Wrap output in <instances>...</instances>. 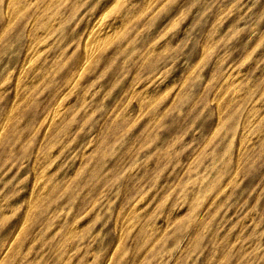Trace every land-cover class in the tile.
<instances>
[{
	"label": "rangeland",
	"instance_id": "374dc122",
	"mask_svg": "<svg viewBox=\"0 0 264 264\" xmlns=\"http://www.w3.org/2000/svg\"><path fill=\"white\" fill-rule=\"evenodd\" d=\"M116 1L0 0V264H264V0Z\"/></svg>",
	"mask_w": 264,
	"mask_h": 264
},
{
	"label": "bare ground",
	"instance_id": "6f19581e",
	"mask_svg": "<svg viewBox=\"0 0 264 264\" xmlns=\"http://www.w3.org/2000/svg\"><path fill=\"white\" fill-rule=\"evenodd\" d=\"M116 1V0H115ZM117 2V1H116ZM125 2V1H124ZM149 2V1H148ZM146 3V2H145ZM145 6H146V4H145ZM11 9V8H10ZM13 10V9H12ZM39 10V9H38ZM108 10V9H107ZM131 17V16H130ZM101 18V17H100ZM99 18V19H100ZM128 19V18H127ZM113 20V19H112ZM99 21V20H98ZM8 21H6V23H7ZM108 22V21H107ZM106 23V22H105ZM124 23V22H123ZM97 24V23H96ZM96 24H95V26H96ZM30 25V24H29ZM100 25V24H99ZM102 25H103V28H104V24L102 23ZM106 25V24H105ZM50 26H51V24H50ZM108 26V25H107ZM102 27V26H101ZM110 27V26H109ZM108 27V28H109ZM93 28V27H92ZM108 28L105 30H101L100 28H99V31H96L97 32V37H92L93 39H91L92 41H91V44H89V46H90V49H91V47L93 46V45H95V44H98V43H100L102 40H104V39H106L107 38V31H108ZM122 28V27H121ZM109 29H111V28H109ZM89 30V29H88ZM91 30V29H90ZM46 31V30H45ZM93 31V30H92ZM113 32V31H112ZM108 33H110V32H108ZM38 34V33H37ZM90 34V33H89ZM83 44V43H82ZM89 50V49H88ZM36 51H38L37 49H36ZM92 51V50H91ZM32 52V51H31ZM33 53V52H32ZM35 53V52H34ZM31 56V55H30ZM84 56V55H83ZM83 61H84V59H83ZM85 62V61H84ZM83 62V63H84ZM80 66H82V64L80 65ZM22 70V69H21ZM231 72V71H230ZM239 72V71H238ZM228 75V74H227ZM7 79V78H6ZM25 79V78H24ZM235 80V79H234ZM74 81V80H73ZM231 81V80H230ZM233 81V80H232ZM220 84V83H219ZM71 85V84H70ZM166 88V87H165ZM137 89V88H136ZM160 91V90H159ZM201 91V90H200ZM222 97V96H221ZM173 98V97H172ZM217 98V97H216ZM128 99V98H127ZM57 102V101H56ZM231 102V101H230ZM260 103V102H259ZM169 104V103H168ZM256 106V105H255ZM11 108V107H10ZM56 108V107H55ZM60 108V107H59ZM166 108V107H165ZM52 111V110H51ZM264 113V112H263ZM49 120V119H48ZM44 121V120H43ZM48 123V122H47ZM46 123V124H47ZM2 124V123H1ZM47 126V125H46ZM211 133H212V131H211ZM157 140V139H156ZM246 145V144H245ZM49 174V173H48ZM47 175V174H46ZM160 184V183H159ZM224 190V189H223ZM115 197V196H114ZM209 197V196H208ZM29 199V198H28ZM135 204V203H134ZM144 205V204H143ZM133 210V209H132ZM135 211V210H134ZM197 212V211H196ZM177 216V215H176ZM85 222V221H84ZM125 224V223H124ZM161 230V229H160ZM117 241V240H116ZM4 253V252H3ZM36 259V258H35Z\"/></svg>",
	"mask_w": 264,
	"mask_h": 264
}]
</instances>
